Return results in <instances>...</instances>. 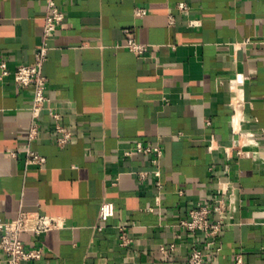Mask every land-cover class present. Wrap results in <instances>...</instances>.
<instances>
[{"label":"crops","instance_id":"1","mask_svg":"<svg viewBox=\"0 0 264 264\" xmlns=\"http://www.w3.org/2000/svg\"><path fill=\"white\" fill-rule=\"evenodd\" d=\"M56 2L66 18L43 70L73 140L56 144L46 113L39 138L29 140L32 89L12 73L0 81V221L40 210L67 222L38 237L22 234L28 246L46 249L31 264H186L203 239L181 221L228 181L237 210L213 264H233L237 254L264 264V0ZM137 7L147 14L137 16ZM45 14L46 0H0V62L11 72L35 61ZM127 28L148 45L143 57L124 46ZM235 100H244L242 130L259 142L244 147L249 155L236 153L245 136L233 128ZM139 141L164 148L162 189L132 173L153 169L147 155L124 154ZM28 146L45 156L43 165L12 155ZM104 200L115 214L98 231ZM119 225L129 228L128 247ZM0 264H8L1 252Z\"/></svg>","mask_w":264,"mask_h":264},{"label":"built area","instance_id":"2","mask_svg":"<svg viewBox=\"0 0 264 264\" xmlns=\"http://www.w3.org/2000/svg\"><path fill=\"white\" fill-rule=\"evenodd\" d=\"M177 9L181 13H188L190 8L185 2H180ZM137 16H145L147 9L137 7L135 9ZM66 13L57 4L56 0H46V14L44 25L43 41L35 54V61L31 64H21L11 72L7 62H0V81H4L10 74H13V81L23 88L32 89V103L30 106L31 125L29 130V140L39 138L41 134V119L44 113L49 116L50 130L53 141L59 146H65L73 140V132L63 125L62 115L58 107L51 103L47 94L48 81L44 74V64L49 58V40L53 32L65 21ZM169 23L175 24V18L170 15ZM193 25L198 21H192ZM126 42L124 46L137 56L143 57L148 50V45L139 42L130 29H125ZM244 100H235L232 102L234 109L233 128L234 131L245 136L240 139L241 145L237 146L236 153L239 156L249 155L250 151L244 150L247 146H258L259 142L252 131H243L241 126L244 117L238 115V110L243 107ZM215 142V139H213ZM232 148H226L230 153ZM21 152L24 155L26 166L43 165L46 162L45 156L28 146L22 151H13L12 155L17 156ZM140 153L148 156L153 165V169L133 171L140 180L148 177L155 179V186L163 188L161 182V161L164 156V148L161 144H145L142 141L130 150L124 152L127 156ZM236 186L232 181L221 182L217 191L214 193L211 202H198L189 210V218L182 220L181 224L194 236L202 237V243L195 242L190 250L186 264H213L217 254L222 249V233L225 227L233 224L234 214L237 210V199L235 197ZM115 214V205L113 202L104 200L99 211L100 224L96 226L98 231L106 227L108 220ZM67 227L64 217L49 215L40 210L27 211L21 210L18 216L12 220L0 221V252L8 264H31L40 260L46 253L45 247L40 245L28 246L22 239L23 233H32L35 236L55 229ZM120 245L128 247L132 242L129 228L126 225H119ZM174 248L161 247L163 253L168 254ZM233 264H248L242 254H237Z\"/></svg>","mask_w":264,"mask_h":264}]
</instances>
